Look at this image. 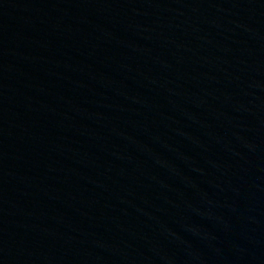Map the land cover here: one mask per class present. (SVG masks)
Returning <instances> with one entry per match:
<instances>
[{"label":"water","instance_id":"1","mask_svg":"<svg viewBox=\"0 0 264 264\" xmlns=\"http://www.w3.org/2000/svg\"><path fill=\"white\" fill-rule=\"evenodd\" d=\"M0 264H264V0H0Z\"/></svg>","mask_w":264,"mask_h":264}]
</instances>
